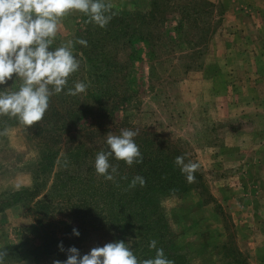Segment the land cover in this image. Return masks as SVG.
Listing matches in <instances>:
<instances>
[{"label": "rangeland", "instance_id": "374dc122", "mask_svg": "<svg viewBox=\"0 0 264 264\" xmlns=\"http://www.w3.org/2000/svg\"><path fill=\"white\" fill-rule=\"evenodd\" d=\"M105 2L113 8L103 28L77 11L60 21L52 47L73 41L80 67L67 87L50 97L48 108L58 116L51 114L49 122L69 126L62 143L82 147L90 158L107 146L108 133L131 129L138 133L136 142L149 136L185 163H198L200 179L191 192L160 200L170 250L187 264H264V0ZM121 28L127 29L120 33ZM78 39L87 47L75 43ZM81 52L93 62L102 60L109 68L102 74L111 75L118 109L100 132L87 131L96 107ZM8 81L21 84L15 76ZM76 82L88 85L86 91L68 95ZM27 130L16 125L0 132L4 264H33L23 259L24 250L37 244L24 204L7 201L8 194L31 190L38 168V140ZM65 164L56 161L54 168L65 170ZM93 172L99 196L106 179ZM63 188L56 190L58 210L81 211L72 185ZM91 210L107 214L101 205ZM99 241L100 235H92L84 254Z\"/></svg>", "mask_w": 264, "mask_h": 264}, {"label": "trees", "instance_id": "16d2710c", "mask_svg": "<svg viewBox=\"0 0 264 264\" xmlns=\"http://www.w3.org/2000/svg\"><path fill=\"white\" fill-rule=\"evenodd\" d=\"M122 15L125 16L123 18L127 16ZM126 29L121 28L118 32L124 33ZM81 53L89 66L88 73L91 72L92 78L88 77L90 79L88 91L96 107L94 123L87 131L100 132L104 127V121L110 119V122H113L114 111L118 109L113 103L115 93L113 90L110 91L111 75L102 74L103 70H109L102 60L93 62L91 55ZM19 86L20 84L7 81L5 85H0V90L8 88L16 91ZM51 114L58 116V113L52 112V108H48L43 119L32 126L23 125L16 118L0 116V132L12 126L22 125L38 140L40 150L39 164L33 174L31 190L7 195V201L12 205L23 203L27 215L33 218L32 235L37 244L25 248L23 259L30 260L33 264H52L53 260L65 261L67 249L73 246L82 256L84 245L90 237L100 235L103 243L99 241L95 247L123 240L139 260H144L155 257V249L149 248V242L156 240V248L163 249L167 259L174 264H187L181 255L170 250L166 242L169 229L162 214L160 200L191 192L195 187L194 183L200 179L199 173L195 172L194 183H188L185 175L175 164L178 155L165 143H162L161 147H156L152 138L146 136L143 138L144 142L135 141L143 156L142 163L128 166L123 161L110 158V163L117 167L118 171L114 174V180H105L106 187L98 196L94 189L95 181L97 182V176L93 172L95 156L101 150L107 151V146L92 151L94 157L90 158L85 155L86 152L82 154V147L74 143H62L64 138H68L69 126L63 123L52 126L49 122ZM62 145L65 148H62ZM56 161L57 164L65 161V170L55 169ZM137 175L146 180L145 186L140 187L137 184L136 187L129 188L131 180ZM50 178L52 182L47 189ZM66 182L72 185V190L78 195V202L81 203L79 206L81 211L77 210L68 215L58 210L59 204L55 203L56 195H59L56 190L59 187L64 189L63 185ZM105 202L108 205L104 204ZM99 205L107 212L103 217L91 210L92 206L97 208ZM0 208L2 211V206ZM74 228L79 232V236L72 234ZM59 244L63 245L65 251H60Z\"/></svg>", "mask_w": 264, "mask_h": 264}, {"label": "clouds", "instance_id": "9594fccd", "mask_svg": "<svg viewBox=\"0 0 264 264\" xmlns=\"http://www.w3.org/2000/svg\"><path fill=\"white\" fill-rule=\"evenodd\" d=\"M112 8L113 5L105 0H0V85H5L13 76L21 80L16 91L0 90V116L16 118L26 126L41 121L50 97L53 93H61L67 87L69 77L80 67V60L73 53V41L52 47L60 21L77 11L103 28L112 18ZM75 43L87 47L86 40L78 39ZM87 87L83 82H76L74 88H68L67 94L78 95ZM137 134L131 129H121L118 135L108 133L107 151L101 150L95 156L96 173L106 180H114L118 170L110 163V158L128 166L142 163V153L134 140ZM175 164L188 183L195 182L198 163H185L184 157L178 156ZM137 184L144 187L146 180L137 175L129 188ZM72 234L79 236L75 228ZM156 244V240L149 242V248L155 249V257L144 260H139L123 240L93 247L82 256L73 246L67 249L65 261L53 260L52 264H174L165 257L163 249L156 248ZM58 248L65 251L62 244ZM7 255L6 249L0 250V264H4Z\"/></svg>", "mask_w": 264, "mask_h": 264}]
</instances>
